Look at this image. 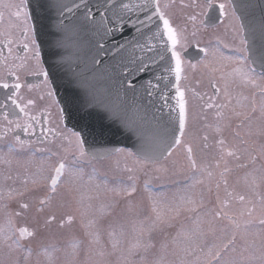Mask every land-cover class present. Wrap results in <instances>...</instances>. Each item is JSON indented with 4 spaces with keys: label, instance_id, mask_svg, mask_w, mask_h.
<instances>
[{
    "label": "snow or ice",
    "instance_id": "1",
    "mask_svg": "<svg viewBox=\"0 0 264 264\" xmlns=\"http://www.w3.org/2000/svg\"><path fill=\"white\" fill-rule=\"evenodd\" d=\"M39 7L57 13L48 41L54 60L47 69L29 0H0V141L11 135L0 155V164L7 166L0 171V264H264V142H258L264 138V63L257 73L230 0H72L71 5ZM220 25L232 30L238 46L217 37L216 47H201L196 38ZM69 33L80 53L71 63L65 42ZM193 45L204 59L186 62L185 53ZM221 45L232 54L221 51ZM198 67L208 69L211 94H202L189 82L188 71ZM28 76L40 79L30 83ZM54 83L65 89L59 99ZM34 91L36 95H29ZM189 96L199 105H191ZM142 98L159 113L153 115L157 154L138 158V168L125 167L133 174L128 176L130 186L105 190L131 197L137 191L135 173L144 172V190L149 191L152 177L144 169L152 164L155 179L183 174L190 194L181 195L167 213L149 196L152 215L133 224L131 233L123 224L105 227L101 221L110 213L102 204L99 216L83 226L82 237L72 236L63 246L38 241V227L17 223L30 209L26 193L46 189L39 200L44 206L64 183L82 179L80 164L89 155L84 130L101 141L114 125L133 130L128 113L140 111ZM44 101L48 103L41 106ZM66 117L80 130L62 129ZM197 119L202 121L201 135L189 131ZM178 150L186 163L171 159ZM114 151L134 155L124 148ZM37 153L47 155L35 163L31 157ZM25 154L30 158L21 162ZM98 155L93 152L92 159ZM14 160L23 174H12ZM239 170L242 174L230 182ZM198 185L203 187L197 190ZM213 189L215 201L209 207ZM8 202L18 210H10ZM182 212L195 214L191 224L157 244L153 233L171 227ZM55 219L48 217L44 226ZM73 220L69 215L59 227ZM254 224L261 228L250 233Z\"/></svg>",
    "mask_w": 264,
    "mask_h": 264
},
{
    "label": "rangeland",
    "instance_id": "2",
    "mask_svg": "<svg viewBox=\"0 0 264 264\" xmlns=\"http://www.w3.org/2000/svg\"><path fill=\"white\" fill-rule=\"evenodd\" d=\"M180 17L177 16V22L179 23ZM198 38V37H197ZM203 76V75H202ZM199 126H195L193 122L190 127V132L193 135L199 134ZM258 142H264V138H258ZM5 151H1L2 155ZM30 158V154H25L19 157L20 161ZM35 163H39L41 159L39 157H31ZM70 158V157H69ZM211 158V157H210ZM178 162V164L186 163L184 154L182 151H177L171 158ZM136 158L134 155L128 156L125 153H116L102 161H92L87 156L83 158L80 167L83 168V178L75 179L73 183H64L57 191V194L49 201L48 204L41 206L39 200L44 197L46 189L43 187L26 193L24 200L30 204V209L22 218H17L18 224L28 223L31 226L38 227L40 229V235L38 241L44 243L56 244L63 246L64 243L72 236L82 237L84 232V225L89 220L95 219L99 216L98 209L100 206L107 205V211L110 213L106 215L101 221L102 224L107 227L109 224H123L126 231L131 233L133 224L143 220L146 216H151L150 211L152 201L149 200V196L155 200L164 213H167L169 207L178 203L181 195L190 194L189 190L185 189L184 175L168 176L162 179H155L156 174L151 172V168L155 165L149 164L145 167L144 171L148 172V175L152 177L150 179V190H144V180L148 178L144 175V172H137L136 175L139 179L136 181L137 191L131 197L117 194L112 191H106L105 189L112 188H124L130 186L132 181L128 180L129 175L124 171L125 167L138 168L136 164ZM55 163V161H51ZM169 167L172 165L169 163ZM7 166L0 164V171H6ZM19 170L23 174V168H18L15 160L12 164V174L15 175ZM31 172H35V167L29 169ZM242 174V170L234 171L230 177V182L235 181L236 177ZM91 177V180H89ZM105 181L107 182L105 184ZM11 184V181H9ZM97 185L100 187L97 188ZM19 187V183L15 185ZM203 186H197V190ZM31 188V185H30ZM206 191V188H204ZM221 195L223 192L221 190ZM209 201V207H211L215 201V189L211 195L207 197ZM10 204V210L16 209L14 202H8ZM89 205L92 207L89 208ZM43 207V211H37L38 208ZM18 210V209H16ZM73 216L74 220L71 225H65L63 229L59 227L61 220H66L67 216ZM195 215L194 213L182 212L180 216L176 217L171 222V227L163 226L162 229L153 233L154 241L159 244L165 239H169L176 234L181 227H187L191 224L190 217ZM55 216V221L51 225L45 227L44 221L50 217ZM259 224H254L249 228L250 233H256L260 230ZM253 238L250 236V239ZM257 243L259 240L257 239ZM35 246V244H34ZM60 256V260L64 259L63 255L57 253ZM83 260V255L80 257Z\"/></svg>",
    "mask_w": 264,
    "mask_h": 264
},
{
    "label": "water",
    "instance_id": "3",
    "mask_svg": "<svg viewBox=\"0 0 264 264\" xmlns=\"http://www.w3.org/2000/svg\"><path fill=\"white\" fill-rule=\"evenodd\" d=\"M53 2H60L71 5L72 0H29L30 10L33 14V25L36 33L37 42L41 44V57L44 61V67L49 68L54 58L49 55L50 49L48 47V41H50V32L52 31V25L56 19L55 9H41L40 4H49ZM96 0H90V3H95ZM230 4L239 17L244 38L249 41L250 59L255 61L253 65L261 69V64L264 63V0H230ZM98 39L99 37H94ZM67 51L66 56L68 62L71 63L79 51L76 47V37L68 34L66 39ZM110 59L109 57H105ZM117 60L119 58H116ZM116 61L114 60L113 63ZM119 69H117L118 71ZM59 76H63L62 69H56ZM50 78L51 73H50ZM54 88H57V84L54 83ZM137 92L142 95L139 83L137 84ZM65 94L64 87L57 88V98L63 97ZM122 95H124L122 93ZM133 93L129 91L126 99L130 103ZM174 103V101H171ZM140 105V111H129L128 117L132 123V129L128 130L123 127L114 125L112 131L101 141L99 138H94L88 133V130H84L85 137L88 141L85 148L92 158V153L99 154L96 159H103L113 153L116 148L125 147L132 150V152L142 160L145 156H153L157 154L158 143L155 137V122L153 115H159L155 113L153 106L147 104V99H140L138 101ZM155 107H159V101ZM165 112L168 110L165 109ZM64 124L74 130H80L76 125L74 119L66 117ZM105 153H108L105 155Z\"/></svg>",
    "mask_w": 264,
    "mask_h": 264
},
{
    "label": "flooded vegetation",
    "instance_id": "4",
    "mask_svg": "<svg viewBox=\"0 0 264 264\" xmlns=\"http://www.w3.org/2000/svg\"><path fill=\"white\" fill-rule=\"evenodd\" d=\"M179 21H180V19H179ZM225 23L227 24L228 22L226 21ZM235 23L237 24V26H240L238 21H236ZM233 35H234V33L232 32L231 29H228L226 31L225 26L220 25L218 28H216L214 30H210L209 32L198 36V38H196V39L200 41L201 47H204V46L216 47L217 46V37H219L220 40L223 41L224 44H228L230 47L238 46L239 39L234 40ZM241 35H242V32H241ZM220 47H221V51H223L226 55L232 54L229 51V49L223 48L222 45ZM201 59H204V57H203V53H201L199 51V48H197L194 45L188 47V49L185 53L186 62L190 61L191 63H196L198 60H201ZM207 59L211 60L212 59L211 55H209V57ZM257 73H259V71H257ZM187 74L190 78L189 82H190L191 86L195 87L197 89V91L201 92L202 94L203 93L211 94V90L208 88V69H205L203 67H198L197 71L192 72L191 70H189ZM26 79L30 83H37L40 78L28 76V77H26ZM196 81H200V83L197 84ZM26 94H29V93H26ZM29 95H36V92L34 91L33 93H30ZM189 100H190V104L194 105V106H198L200 103V101H198V100H193L191 98V96H189ZM2 102H3V96H2V94H0V103H2ZM44 103H48V101L41 102V106ZM192 110H193V112H198L197 107H194ZM53 111H55V110L53 109ZM53 119L55 120V117H53ZM194 123H195V126H197V128L199 126H201L199 128L200 129L199 134H202V131H203L202 130V121L197 119L194 121ZM61 128L64 129L65 131L68 129L65 127L64 124L61 125ZM10 140H11V135L6 140L0 141V152L6 150L5 144H7ZM58 143H59V141H58ZM65 146H67V145H65ZM46 155L47 154L37 153L35 156L39 157V159H43ZM55 160H56V158H53V161H55Z\"/></svg>",
    "mask_w": 264,
    "mask_h": 264
}]
</instances>
